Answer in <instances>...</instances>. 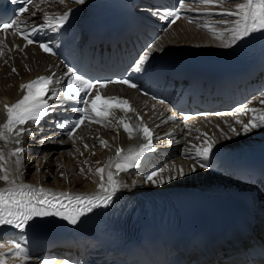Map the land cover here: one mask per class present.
Returning a JSON list of instances; mask_svg holds the SVG:
<instances>
[{
    "label": "snow or ice",
    "instance_id": "1",
    "mask_svg": "<svg viewBox=\"0 0 264 264\" xmlns=\"http://www.w3.org/2000/svg\"><path fill=\"white\" fill-rule=\"evenodd\" d=\"M23 6L19 7L17 18L10 21L0 22V31L7 32V30H13V34H19L25 41V47L37 43L32 37H34L39 31L44 28H49L52 31H57L62 28L69 20L70 11H65L62 15L54 17V23L49 22L47 14L45 13V22L39 25L28 28V22L19 19L21 14L31 11V6L36 3V0H20ZM60 3H64V0H59ZM76 3H84V0H74ZM234 0H177L178 7L175 10H165V14L161 16L159 11L153 12V15L160 16L162 19L171 18L169 26L175 24L178 19L181 18L180 12L184 10L185 6L189 3L193 5H207L210 7L218 6L220 4L233 3ZM189 10H199L189 9ZM211 15L212 13H207ZM32 16H36L35 11H31ZM221 17H234L231 21L232 27L225 28L224 31L229 33L227 42L223 43V47L227 48L237 44L245 37L250 36L253 33L264 32V0H244V2L236 3L235 10L226 9L224 12L217 13ZM219 23L227 25L228 19L221 18ZM215 35V33H214ZM219 38V36H217ZM3 41H0L2 44ZM39 48L48 53H53L52 47L48 43L39 42ZM17 46L13 45L15 49ZM23 51V49H20ZM54 54V53H53ZM0 55H4L3 49L0 48ZM150 59V55H141L139 59L133 62L129 71L140 72ZM5 65L8 63L6 60ZM27 69V66L25 65ZM17 69L13 67L11 73H16ZM67 76L65 89L58 91L55 85L62 83V79L57 77V74L53 73L51 76H39L36 79L21 85V89L25 90V94L22 99L11 105H6V122L0 124V140L10 141L14 140L17 145H21L22 141L19 139L21 136L34 137V131L31 125H39L46 115L48 110L56 109L55 103L50 101L56 100H79L84 107H75L73 112L80 113L81 115L75 121L71 122V126L66 123H57L56 128L66 129V135L69 139L74 138V134L81 125L85 122H95L98 124H104L108 127L105 121L112 114V105L118 108L124 116H127L128 112L135 111L128 105L126 99L119 97H101L100 92L97 90L95 95H91L92 90L97 88H105L108 84L119 83L126 85L129 88L139 90V86L131 80V78H120L118 80L107 81H93L85 79L82 75H77L72 67H68L64 73ZM90 97V99H89ZM102 103H97L98 101ZM264 104V99L261 100ZM244 107L243 105L241 106ZM238 111V110H237ZM246 112L252 113V118L247 123H243L241 120H236V124L242 125V133L247 134L251 130L257 127L264 128V113L257 116L256 109H246ZM218 115H221L218 113ZM188 117L185 116V119ZM137 119H141L137 116ZM169 120L173 117H168ZM119 123L123 127V131L127 133L128 138H132L133 129L130 128L129 123L125 122L122 116ZM143 139L147 143L141 144L139 150H128V155H122L123 150L117 148L115 161L110 160L104 168H97L96 173L100 175L101 183L97 185L98 191L95 194H70L67 192H54L50 189L35 188L30 185L20 183L17 184L15 179H10L9 169L4 165L5 157L2 150H0V181H4L9 185L7 188H0V226H11L15 229L24 230L31 221L35 218L43 217H58L69 224H77L81 217L93 210L107 207L112 203L113 197L120 190L121 182L117 179L120 173H126L130 169L136 167L140 158L145 153L153 151V145L151 143L152 133L147 126L141 128ZM229 131L236 133L234 127H230ZM168 135V134H166ZM205 139L199 144H193L191 148L184 152L182 155L185 159L191 161L190 173H186L183 167L175 169L176 175L169 176L168 181H165L160 174L168 170L167 165L163 168L152 170L146 177L147 182H151L153 186L157 185L155 178L159 177V183L164 184L171 182V180L181 179L191 173H195L197 169L208 171L211 168L210 157L215 149V142L210 141L207 138V134H204ZM158 138V137H157ZM51 139L46 137L41 140V143ZM101 145L106 146L105 141H100ZM88 145H84V149L87 150ZM26 150L17 146L11 155L16 157L15 165L16 171H19L20 166L23 163V153ZM79 151V149H77ZM82 154V153H81ZM113 164L115 171H112ZM40 170V169H38ZM90 171V170H89ZM80 172H84V168H80ZM107 173V179L105 181L104 173ZM63 176V173H61ZM14 247L8 249L6 253H0V257L15 256L17 258H23L24 262L30 259L28 251L20 243L13 241ZM4 247L0 244V248ZM0 264H6V259L0 258ZM43 264H49V261L45 260ZM63 264H69L67 260Z\"/></svg>",
    "mask_w": 264,
    "mask_h": 264
},
{
    "label": "bare ground",
    "instance_id": "2",
    "mask_svg": "<svg viewBox=\"0 0 264 264\" xmlns=\"http://www.w3.org/2000/svg\"><path fill=\"white\" fill-rule=\"evenodd\" d=\"M105 0H84V3H76L74 0H66L64 3L51 0L47 4H44L43 8L46 14L51 12L60 13L66 11L70 7L80 5L82 6L88 15L94 14L103 4ZM244 2V0H234L233 3L220 4L218 6L196 5L191 6L189 9H196L195 12L200 13L198 20L193 25L186 24L185 20H178L169 31L157 41L152 49L149 51L151 58L157 55L166 53H192L196 54L199 58H211L216 56H224L231 54L232 48L223 47V43L227 42L229 36L228 32H225V28H231V21L234 17H221L217 13L224 12L226 9L235 10L236 3ZM57 9V10H55ZM212 13L211 15L207 13ZM44 13V14H45ZM219 19L213 21H207V17H218ZM228 19L227 25L219 23L220 19ZM200 27V30H196ZM215 33V35H214ZM219 36V38H217ZM11 47V46H10ZM8 63L3 65L5 61ZM27 66V69L25 68ZM49 65V59L40 54L34 47H30L24 51L12 52L6 49L4 51L3 58L0 59V124H3L6 119L5 106L17 99L23 92L21 85L35 79L36 77L44 74L46 68ZM15 67L16 73H11V69ZM114 92L122 94L124 97L135 98L134 93L121 90L120 88H114ZM264 99V94L254 99L247 106L255 107L257 116L264 113V104L261 100ZM137 102V101H136ZM140 105L137 106L140 109ZM252 117V113L250 114ZM250 118L245 117L244 123H247ZM240 118L233 119L228 122L227 119L221 123L215 125L204 126L203 129L199 125H194L192 133L189 131L185 133V144L183 152L188 151L193 144L199 145L204 139V134H207V138L210 141L215 142L214 152L221 151L225 154L238 156L248 155L251 153H260L264 151V128L257 127L243 134L241 124H236L235 121ZM120 119L117 117L106 124L108 127L89 126L85 129H81L76 132L73 139H70L63 143L60 147L43 146L40 144V137H36V142L28 136H21L19 139L22 141L21 145H17L14 140L5 141L0 140V150L3 151L5 161L4 165L9 169L10 179H15L17 184L24 183L35 188L50 189L54 192H67L70 194H84L91 195L98 191L97 185L101 183L100 175L96 173L97 168H104L110 160L115 161L116 150L120 148L123 153H126L129 149H133L136 143V136L134 131L132 138L129 139L127 133H124L121 129ZM155 123H160V120H155ZM217 125V126H216ZM230 127L236 129V133L229 131ZM198 128V129H197ZM166 131L165 126L158 127V132ZM180 135V133H179ZM183 140V138H181ZM100 141H105V145H101ZM84 145H88L87 150L84 149ZM22 146L26 151L23 155V163L16 171L15 159L11 155V152L17 147ZM79 149V151H77ZM82 153V154H81ZM29 160L33 158V155H37L39 165L37 169H41V172L37 175L30 176V166L26 157ZM167 165L168 170L160 174L165 181H168L169 176L176 175L175 169L183 167L186 173H190L191 161L181 160L179 158L170 160ZM164 166V167H165ZM84 168V172H80V168ZM114 164L112 171H115ZM90 170V171H89ZM63 173V176H61ZM105 181L107 179V173H104ZM117 179L121 182L120 190L128 192H139L145 190H152L159 187L169 186H195L202 189H212V191H222L226 194L241 196L247 190L246 187L240 185L237 181L213 176L203 173L197 170L195 173H191L181 179L171 180L164 184L159 183V177L155 178L157 185L153 184H134L135 181L122 174ZM9 185L4 181H0V188H7ZM42 219H50L52 222H57L58 217H43ZM2 244V243H0ZM10 247L0 248V252L6 253ZM10 259H14V256H9ZM239 258V253L230 252L223 255L207 264H233L236 263ZM7 261V260H6Z\"/></svg>",
    "mask_w": 264,
    "mask_h": 264
},
{
    "label": "rangeland",
    "instance_id": "3",
    "mask_svg": "<svg viewBox=\"0 0 264 264\" xmlns=\"http://www.w3.org/2000/svg\"><path fill=\"white\" fill-rule=\"evenodd\" d=\"M64 1H66V0H64ZM197 30H200V29H197ZM246 121H248L247 119H246ZM37 155H33V158H31L30 160H29V157H28V155H27V157H26V159L25 160H27L28 161V164L29 165H26V166H30V176H29V179H32L31 177H33L34 175H38L40 172H41V169L40 170H38L37 169V167H38V165H39V160L40 159H37ZM0 253H4V252H0ZM0 258H3V259H8V258H10L9 256L8 257H0Z\"/></svg>",
    "mask_w": 264,
    "mask_h": 264
}]
</instances>
